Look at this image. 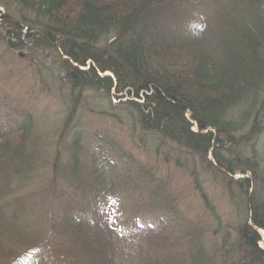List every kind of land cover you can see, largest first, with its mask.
<instances>
[{"label": "trees", "instance_id": "obj_1", "mask_svg": "<svg viewBox=\"0 0 264 264\" xmlns=\"http://www.w3.org/2000/svg\"><path fill=\"white\" fill-rule=\"evenodd\" d=\"M13 1L44 22L24 27V36L19 26V33H11L19 42L10 38L9 47L21 49L32 41L62 64L73 107L61 128L65 148L57 150L50 197L65 194L57 189L61 182L72 193L53 207L68 217L66 222L53 223L38 237V231L15 235L17 225L33 213L25 203L10 201L11 216L0 209V229L6 226L25 246L16 254L0 244V264H6L3 259H10L8 264H116L121 252L131 264H264L258 231H264V0L225 2L231 11L216 26H196L194 40L168 35L160 12L174 5L172 0ZM88 101L103 107L102 114L121 123L139 145L149 146L164 165L181 169L200 161L229 198L239 200L246 216L231 248L211 253L203 231L185 218L157 168L101 132L88 134L82 126L69 130L75 108ZM38 125L28 115L0 130V141H9L0 144V166L10 170L5 178L31 173L38 165ZM62 153L69 159L58 170ZM188 168L198 183L194 167ZM237 174L248 177L235 179ZM251 189L250 221L244 199ZM116 215L126 216L138 232L155 233V243L144 248L127 230L104 223ZM222 249L232 250L234 260L219 263Z\"/></svg>", "mask_w": 264, "mask_h": 264}, {"label": "rangeland", "instance_id": "obj_2", "mask_svg": "<svg viewBox=\"0 0 264 264\" xmlns=\"http://www.w3.org/2000/svg\"><path fill=\"white\" fill-rule=\"evenodd\" d=\"M229 1L172 0L174 5L166 6V10H162L160 16L164 15L163 20L167 22L168 35L178 40L183 37V39L194 40V37L197 36L196 26L204 23L216 26L221 23L219 20L231 11L227 8V4L225 5V2ZM4 17H6L5 21ZM38 21L42 24L44 19L35 16L13 0H0V130L8 125L12 126L14 120L20 121L23 120V117L27 118L28 115H32L33 118L39 120L38 129L41 132L42 150L39 155V163L31 173L18 172L16 177L5 178L6 175H10L8 173L10 170L0 166V209L10 213L11 216L14 209L10 208L12 207L10 201L13 202V205L17 204L16 202H23L29 208L28 211L33 212L29 214L30 219L27 221L23 219V222L17 225L20 228L18 231L16 230L15 235L20 238L31 231H38L36 233L38 237V234L53 223L61 226L62 222H66L65 218L68 217L61 216L59 211L57 212V208L53 207H57L63 201L62 198L65 194L71 196L72 193L70 185L61 182L57 185V189L60 193L65 194L58 195L57 198L50 197L54 184L52 177L57 150L63 152L65 148L60 146L63 137L61 128L73 107L70 103L72 100L68 99L70 91L62 81L63 76L60 73L62 64L53 52L40 50L39 47L34 48L32 41L31 44L28 42L26 47L16 50L9 48L8 43L12 39L14 43L19 42L17 38L11 37L13 34L19 33L17 29L19 26L23 27L22 29L24 27L35 29ZM163 25L165 26V24ZM26 29L21 32L23 36L28 32ZM75 110L72 119L68 121L69 130L80 131L82 126L88 134L101 132L122 146L124 150L135 155L143 164H149V166L158 169L157 175L166 181L167 191H171L176 205L185 218L203 231L204 243L211 249V253L215 249H221L224 245L227 248L233 246L232 243L237 240L236 228L245 220V209H240L242 206L238 199L231 200L229 198L214 175L204 172L200 161H197L195 165L189 161L187 167L181 169L166 166L151 152L152 149L150 150L149 146H141L136 139L132 140L130 131L121 123L111 119L106 113L102 114L104 108H101L95 101L93 103L88 101V104L83 103L82 106L77 105ZM138 135L135 138H139ZM5 141H0V144L8 146L9 141ZM12 144H17V142L9 143L10 146ZM87 146L90 147L89 144ZM68 159L69 155L62 153L57 165L58 170L68 163ZM209 160L213 162L212 157ZM188 166L190 169L194 167L196 176L200 177L198 183ZM246 177L248 175L237 174L234 178L243 179ZM248 194L249 197L244 200L250 211L253 204L248 199L251 200L253 196L252 189ZM205 204H208L214 211H208ZM214 212L215 214H213ZM53 214L55 216L52 219L51 215ZM104 223L112 224V229L116 226L119 229L127 230L133 234L136 240L142 242L144 248L147 247L149 241L151 243L156 241L155 233L138 232L126 216L108 217ZM258 231L262 236L259 247L264 249V231ZM228 238L230 242H227ZM18 242L19 240L12 237L6 226L0 229L1 245L12 248L18 254L25 249V246ZM234 256L232 250L222 249L221 253L218 252L216 259L222 263L224 258L229 261L234 260ZM7 260L10 259H3L6 264L9 263ZM116 264H131V262L121 252Z\"/></svg>", "mask_w": 264, "mask_h": 264}, {"label": "water", "instance_id": "obj_3", "mask_svg": "<svg viewBox=\"0 0 264 264\" xmlns=\"http://www.w3.org/2000/svg\"><path fill=\"white\" fill-rule=\"evenodd\" d=\"M249 202H250V199H249ZM251 213H252V208H250V211H249V215H250V221H251ZM251 223V222H250ZM252 224V223H251Z\"/></svg>", "mask_w": 264, "mask_h": 264}, {"label": "bare ground", "instance_id": "obj_4", "mask_svg": "<svg viewBox=\"0 0 264 264\" xmlns=\"http://www.w3.org/2000/svg\"><path fill=\"white\" fill-rule=\"evenodd\" d=\"M10 48V47H9ZM15 50V49H14Z\"/></svg>", "mask_w": 264, "mask_h": 264}, {"label": "flooded vegetation", "instance_id": "obj_5", "mask_svg": "<svg viewBox=\"0 0 264 264\" xmlns=\"http://www.w3.org/2000/svg\"><path fill=\"white\" fill-rule=\"evenodd\" d=\"M16 50V49H15Z\"/></svg>", "mask_w": 264, "mask_h": 264}]
</instances>
